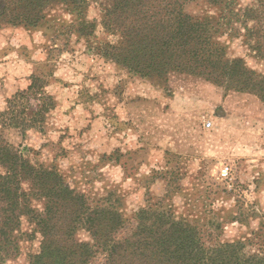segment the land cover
I'll return each mask as SVG.
<instances>
[{
    "label": "rangeland",
    "instance_id": "obj_1",
    "mask_svg": "<svg viewBox=\"0 0 264 264\" xmlns=\"http://www.w3.org/2000/svg\"><path fill=\"white\" fill-rule=\"evenodd\" d=\"M104 1L88 0L90 19L99 22ZM234 2L189 10L211 15L227 54L264 72V55L245 43L239 15L255 0ZM51 17L55 26L0 29V111L32 73L45 77L57 102L41 131H11L6 139L27 147L31 162L54 166L92 202L117 206L128 226L141 207H171L209 242L239 240L247 250H264V102L187 74H171L166 83L129 74L59 27L65 11ZM105 40L114 37L98 24L91 41ZM224 164L231 167L226 179L219 175ZM21 248L13 264H23L38 243L22 241ZM102 262L99 254L90 264Z\"/></svg>",
    "mask_w": 264,
    "mask_h": 264
},
{
    "label": "trees",
    "instance_id": "obj_2",
    "mask_svg": "<svg viewBox=\"0 0 264 264\" xmlns=\"http://www.w3.org/2000/svg\"><path fill=\"white\" fill-rule=\"evenodd\" d=\"M202 3L226 9L235 2L105 0L97 22L87 16L88 0H0V29H37L54 21L51 12L59 8L68 15L58 18L59 27L129 74L161 83L171 74H187L264 102V72L227 54L215 38L212 16L189 10ZM239 15L245 43L263 56L264 0ZM98 24L113 41H91ZM28 80L0 111V264H13L21 242L34 240L38 248L25 253L23 264H90L99 254L102 264H264L263 249L247 250L239 240L209 242L171 207H141L128 226L117 206L92 202L54 166L31 162L27 147L12 144L5 134L41 131L57 102L44 76L32 73Z\"/></svg>",
    "mask_w": 264,
    "mask_h": 264
},
{
    "label": "built area",
    "instance_id": "obj_3",
    "mask_svg": "<svg viewBox=\"0 0 264 264\" xmlns=\"http://www.w3.org/2000/svg\"><path fill=\"white\" fill-rule=\"evenodd\" d=\"M212 124V121H210L209 119H206L204 121V126L205 127H210ZM230 171H231V167L229 164H224L220 167V171H219V175L222 179H226L229 177V174H230Z\"/></svg>",
    "mask_w": 264,
    "mask_h": 264
}]
</instances>
